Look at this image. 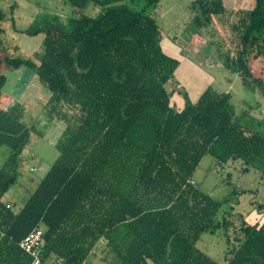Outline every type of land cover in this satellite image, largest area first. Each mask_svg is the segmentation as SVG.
Returning <instances> with one entry per match:
<instances>
[{
	"label": "trees",
	"instance_id": "trees-1",
	"mask_svg": "<svg viewBox=\"0 0 264 264\" xmlns=\"http://www.w3.org/2000/svg\"><path fill=\"white\" fill-rule=\"evenodd\" d=\"M159 1L63 0L67 15L35 19L23 30L43 35L38 59L5 52L0 8V101L3 70L28 68L51 93V119L64 122L57 159L16 210L3 198L18 181L34 126L24 122L22 105L0 104V149L9 148L0 167V264H31L20 242L36 228L43 229L42 264H88L98 250L107 264H222L197 247L219 229L225 264H264V226L243 214L219 216L243 191L216 199L194 181L207 155L215 166L239 163L264 179V116L245 124L250 112L238 116L231 93L209 86L192 102L178 89L180 61L163 49L162 28L149 12ZM192 8L197 28L227 14L225 0H195ZM236 14L238 49L217 45L219 58L264 98V79L251 65L264 51V0Z\"/></svg>",
	"mask_w": 264,
	"mask_h": 264
},
{
	"label": "rangeland",
	"instance_id": "rangeland-1",
	"mask_svg": "<svg viewBox=\"0 0 264 264\" xmlns=\"http://www.w3.org/2000/svg\"><path fill=\"white\" fill-rule=\"evenodd\" d=\"M195 0H160L156 9H151L153 17L163 31V49L180 61L175 77L192 102H196L201 93L209 86L229 92L238 116L246 112L242 122L250 123L264 116V98L242 85L239 75L225 70L219 58L217 45L224 51L235 53L238 49L239 33L232 27L241 17L238 11L251 10L255 0H225L227 14L214 18L211 25L197 28L194 24ZM145 2L138 3L135 8L140 10ZM0 8L5 12L7 46L5 52L21 58L38 59L42 53L43 35L30 36L23 33L35 19L41 21L44 17L53 15L65 16L68 8L63 0H0ZM88 13H96L93 8ZM239 24V22H238ZM264 37V34H263ZM252 70L258 77L264 79V51L252 62ZM8 78L4 87L0 104L2 106L20 104L27 110L24 122L34 126L30 142L20 157V175L17 183L6 193L3 200L19 209L36 189L49 168L57 159L59 152L56 143L60 139L64 122L51 119L48 106L51 93L43 84L34 70L28 68L3 70ZM10 95V96H7ZM8 98V101H6ZM174 104L182 108L184 98L176 94ZM9 156V148L0 149V167ZM242 164L230 168L215 166L214 158L207 155L195 173L194 181L204 192L216 199L232 196L234 190L243 191L232 196L233 209L225 206L220 212L222 217L226 212L243 214L252 224L264 226V179L254 169L242 172ZM231 172L232 181L227 180ZM261 207V208H260ZM237 221V220H236ZM238 225V221L236 222ZM230 232L231 239L233 238ZM197 247L218 262L225 264L227 238L224 230L206 233L197 242ZM100 250L92 254L88 264H107L102 259Z\"/></svg>",
	"mask_w": 264,
	"mask_h": 264
},
{
	"label": "built area",
	"instance_id": "built-area-1",
	"mask_svg": "<svg viewBox=\"0 0 264 264\" xmlns=\"http://www.w3.org/2000/svg\"><path fill=\"white\" fill-rule=\"evenodd\" d=\"M42 243L43 229L41 228L34 229L20 242V248L31 256V264H42V258L40 255ZM53 264L67 263L62 258H56L55 260H53Z\"/></svg>",
	"mask_w": 264,
	"mask_h": 264
},
{
	"label": "crops",
	"instance_id": "crops-1",
	"mask_svg": "<svg viewBox=\"0 0 264 264\" xmlns=\"http://www.w3.org/2000/svg\"><path fill=\"white\" fill-rule=\"evenodd\" d=\"M3 94H5L4 92H3ZM7 96H10V95H7ZM6 101H8V98H6ZM12 106V105H11ZM10 105H7L6 106V104H5V106H2V104H1V107L2 108H4V109H8V108H10L11 107ZM27 110V109H26ZM249 222V221H248ZM249 223H251V222H249ZM252 224V223H251Z\"/></svg>",
	"mask_w": 264,
	"mask_h": 264
}]
</instances>
